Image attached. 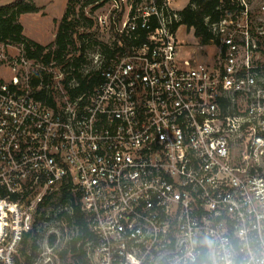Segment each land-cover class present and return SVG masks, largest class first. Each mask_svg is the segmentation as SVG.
I'll return each mask as SVG.
<instances>
[{
    "label": "built area",
    "instance_id": "built-area-1",
    "mask_svg": "<svg viewBox=\"0 0 264 264\" xmlns=\"http://www.w3.org/2000/svg\"><path fill=\"white\" fill-rule=\"evenodd\" d=\"M178 1L96 0L95 46L0 54V200L71 190L89 264H203L206 237L264 264V0H220L207 62Z\"/></svg>",
    "mask_w": 264,
    "mask_h": 264
},
{
    "label": "rangeland",
    "instance_id": "rangeland-1",
    "mask_svg": "<svg viewBox=\"0 0 264 264\" xmlns=\"http://www.w3.org/2000/svg\"><path fill=\"white\" fill-rule=\"evenodd\" d=\"M11 1L0 0V5ZM33 1L37 5H45H43V10L39 12L40 14L27 13L20 17L22 24L25 26L24 34L32 39L45 41L46 38H50L48 36H50L49 33L53 25L51 20L48 19V15L51 18L60 16L66 0ZM188 3L189 0H179L176 6L182 9ZM82 4L83 2L76 4V9L78 10ZM85 9L86 15L90 19L92 18V22L80 19V23L76 25L75 29L82 34L86 33V36L88 34L92 37V42L89 45L82 38L79 46L84 44L85 47H93L94 41L105 38L96 26L95 16L97 10H93L92 6H88ZM56 22L57 20L54 21V23ZM178 38L185 43V47H181L183 54L190 53L201 62L210 60L214 48L210 45H200L193 29L188 30L185 25L182 26L179 29ZM100 41L105 43L103 40ZM71 50L74 49L70 48ZM2 52L7 57L6 65L24 57L21 45H0V54ZM26 71L30 74L34 72V65H31L29 70ZM1 75L5 80H10L12 73L4 69ZM53 195L51 199L47 200L45 206L41 208H39L38 202L33 197L7 201L9 203L0 200V264L26 263L28 260L32 261V264H78L71 253H64L71 239L77 235L75 225L69 222L67 220L68 217L64 214L66 211H70L71 201L61 199L59 193ZM14 204H17L18 207H15ZM20 218L23 224L26 223L29 226L28 230L22 232L21 238ZM34 225V232L24 242V233L30 231Z\"/></svg>",
    "mask_w": 264,
    "mask_h": 264
},
{
    "label": "trees",
    "instance_id": "trees-1",
    "mask_svg": "<svg viewBox=\"0 0 264 264\" xmlns=\"http://www.w3.org/2000/svg\"><path fill=\"white\" fill-rule=\"evenodd\" d=\"M96 0H68L65 12L61 18L58 30L53 42L49 45H42L24 34V26L20 22V17L27 13H38L43 7H39L33 0H12L9 3L0 5V45H21L24 51V57L27 60H35L41 57L44 51L45 60L48 61L52 56L59 58L66 53L67 49L84 48L85 45L80 44L83 36L86 33H80L75 29L80 23V19L90 21V17L86 15L85 8L94 4ZM79 2L83 4L77 10L75 5ZM220 0H189L187 6L181 11L182 24L188 30L193 29L194 35L200 45H208L212 38V32L206 24V17H210L213 21L218 20L221 12L218 10ZM97 8L93 7V10ZM93 44H97L94 41ZM88 47V46H87ZM32 87L35 81L31 82ZM50 103V101H48ZM61 199L71 201L70 211L64 214L68 217L67 220L75 225L77 235L71 239L64 253H71L78 264H89L85 251V241L93 237V233L88 226V221L85 213L81 208L79 196L72 194L71 190L66 187L61 188L58 192ZM56 194V193H55ZM54 195L48 196L43 202L39 203V208L45 206L48 199ZM15 201L16 199H12ZM35 230V225L30 231L24 233V242ZM17 264H32L28 260L26 263Z\"/></svg>",
    "mask_w": 264,
    "mask_h": 264
},
{
    "label": "clouds",
    "instance_id": "clouds-1",
    "mask_svg": "<svg viewBox=\"0 0 264 264\" xmlns=\"http://www.w3.org/2000/svg\"><path fill=\"white\" fill-rule=\"evenodd\" d=\"M203 244L207 249V258L203 261V264H234V261L229 257L223 244L220 245L223 254L221 255L217 250V240L206 237ZM183 264H200V262L197 260L193 252L189 251Z\"/></svg>",
    "mask_w": 264,
    "mask_h": 264
},
{
    "label": "crops",
    "instance_id": "crops-1",
    "mask_svg": "<svg viewBox=\"0 0 264 264\" xmlns=\"http://www.w3.org/2000/svg\"><path fill=\"white\" fill-rule=\"evenodd\" d=\"M67 3H68V0H66V2H65V6H64V8H63V11L60 13V16H54V17H50L49 15H48V19H50L51 20V23H53V25H52V27H51V31H50V33H49V35L50 36H48V37H50V38H46V40L45 41H41V40H37V39H33L34 41H36V42H38V43H40V44H42V45H45V44H48V43H50V42H53L54 41V39H55V36H56V33H57V30H58V26H59V22H60V19L63 17V15H64V12H65V9H66V6H67ZM37 5V4H36ZM43 5H45V4H42V5H37V6H39V7H43ZM43 10V9H42ZM41 10V11H42ZM39 13V12H38ZM38 13H33V14H38ZM40 14V13H39ZM55 20H57V22L56 23H54V21ZM20 22H21V20H20ZM22 23V22H21ZM24 26V25H23ZM24 31H25V26H24ZM32 39V38H31ZM47 40H48V43H47Z\"/></svg>",
    "mask_w": 264,
    "mask_h": 264
}]
</instances>
